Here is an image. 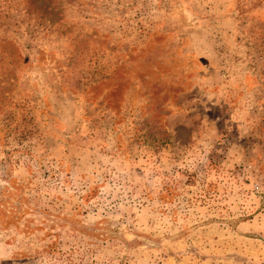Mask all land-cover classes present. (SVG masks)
Segmentation results:
<instances>
[{"label": "rangeland", "instance_id": "374dc122", "mask_svg": "<svg viewBox=\"0 0 264 264\" xmlns=\"http://www.w3.org/2000/svg\"><path fill=\"white\" fill-rule=\"evenodd\" d=\"M0 264H264V0H0Z\"/></svg>", "mask_w": 264, "mask_h": 264}]
</instances>
